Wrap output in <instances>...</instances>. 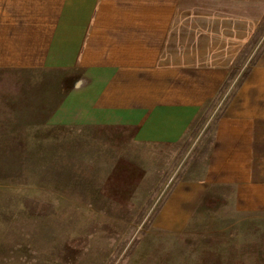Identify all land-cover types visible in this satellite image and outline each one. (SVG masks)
Segmentation results:
<instances>
[{
	"label": "crops",
	"instance_id": "obj_1",
	"mask_svg": "<svg viewBox=\"0 0 264 264\" xmlns=\"http://www.w3.org/2000/svg\"><path fill=\"white\" fill-rule=\"evenodd\" d=\"M240 1L252 0H0V73L21 79L0 89V155H51L61 128L180 142L252 38ZM213 186L229 212L264 220V48L215 123L202 176L175 184L123 264H235L237 235L189 226Z\"/></svg>",
	"mask_w": 264,
	"mask_h": 264
},
{
	"label": "rangeland",
	"instance_id": "obj_2",
	"mask_svg": "<svg viewBox=\"0 0 264 264\" xmlns=\"http://www.w3.org/2000/svg\"><path fill=\"white\" fill-rule=\"evenodd\" d=\"M231 8L252 38L180 142L138 144L129 128H61L51 155H0V264H123L175 184L202 176L215 123L264 48V0ZM20 84L0 73V89ZM224 195L211 187L189 226L237 235L235 264H264V220L229 212Z\"/></svg>",
	"mask_w": 264,
	"mask_h": 264
},
{
	"label": "trees",
	"instance_id": "obj_3",
	"mask_svg": "<svg viewBox=\"0 0 264 264\" xmlns=\"http://www.w3.org/2000/svg\"><path fill=\"white\" fill-rule=\"evenodd\" d=\"M262 51V50H261ZM260 54V53H259ZM259 54L256 56V58L253 60L252 64L255 63L256 59L258 58ZM240 83V82H239Z\"/></svg>",
	"mask_w": 264,
	"mask_h": 264
}]
</instances>
